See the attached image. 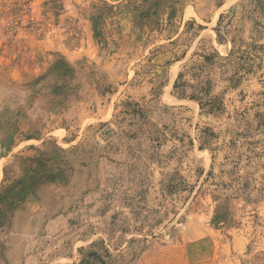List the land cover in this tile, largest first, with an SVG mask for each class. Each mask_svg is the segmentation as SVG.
Segmentation results:
<instances>
[{
  "label": "rangeland",
  "instance_id": "1",
  "mask_svg": "<svg viewBox=\"0 0 264 264\" xmlns=\"http://www.w3.org/2000/svg\"><path fill=\"white\" fill-rule=\"evenodd\" d=\"M231 50L219 112L173 95ZM13 232L23 264H264V0H0Z\"/></svg>",
  "mask_w": 264,
  "mask_h": 264
},
{
  "label": "trees",
  "instance_id": "2",
  "mask_svg": "<svg viewBox=\"0 0 264 264\" xmlns=\"http://www.w3.org/2000/svg\"><path fill=\"white\" fill-rule=\"evenodd\" d=\"M233 53L234 51L231 50L227 57H220L217 52L203 56L202 62L196 68H194L195 73L192 75V78L196 80V83L193 85H181L180 82L183 74L178 73L173 84V95H175L179 100H189L196 102L199 106V109L207 114H215L216 112H219L221 110V105L219 103L220 99L218 97H210V94L214 88V84L210 79L203 77V74L207 67L222 70L220 74H224V65L219 64L217 59L221 61H227L233 55ZM251 68V66L239 65L238 68L235 69L232 77L229 79V81L232 82L231 88H235L239 85L240 78H237V76L240 74V72L250 73L252 70ZM183 87H187L188 90L186 91ZM179 88H182V91H179L181 90ZM202 149L203 147L200 146L199 150L201 151ZM93 245L94 244H91L89 248H91ZM78 251L81 253L83 249L81 248ZM88 256L94 257L95 255L89 253Z\"/></svg>",
  "mask_w": 264,
  "mask_h": 264
},
{
  "label": "crops",
  "instance_id": "3",
  "mask_svg": "<svg viewBox=\"0 0 264 264\" xmlns=\"http://www.w3.org/2000/svg\"><path fill=\"white\" fill-rule=\"evenodd\" d=\"M20 219H24L25 217L19 216ZM14 234L9 235V239L8 241H4L3 243H0V264H23V255H21L22 251H17V235L18 232H13ZM23 234H27V232H21ZM22 235V234H21ZM23 236V235H22ZM21 236V237H22ZM27 236V235H26ZM18 237L20 238V236L18 235ZM24 247L22 246L21 249H23ZM21 257L22 263H16V255L18 254Z\"/></svg>",
  "mask_w": 264,
  "mask_h": 264
}]
</instances>
